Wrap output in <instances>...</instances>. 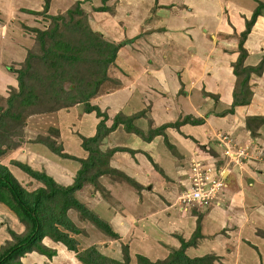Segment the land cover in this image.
<instances>
[{
    "label": "crops",
    "instance_id": "0c3cea01",
    "mask_svg": "<svg viewBox=\"0 0 264 264\" xmlns=\"http://www.w3.org/2000/svg\"><path fill=\"white\" fill-rule=\"evenodd\" d=\"M70 1L68 5L65 4L66 8L72 7L77 0ZM80 1V7L87 17L91 18V25L97 31L111 42H123L116 51L117 61L127 72L134 75L128 86L101 94L95 99L96 103L91 104L99 106L107 115V127L112 124L116 114L131 116L139 112L141 113L132 123L145 134L150 127L173 123L186 115L203 119L201 124L167 126L150 139H143L127 131L124 125L119 123L103 138L100 144L103 151L115 147L128 149L115 151L109 158L108 166L125 173L138 182L141 188L137 191L116 175L102 174L98 181L109 190L111 198L120 202L118 206H113L102 198L91 183L85 182L75 193L81 203L109 224L111 223L108 220L96 213L97 208L101 211L111 207L125 216L121 222L129 221V228L124 235L117 231L119 239L101 241V236L94 234L95 227L89 225L92 231L90 238L96 243L104 241L103 244L106 245L112 241L132 240L135 251L156 260L166 256L172 247L179 246L180 241L176 235L180 234L185 240L189 239L199 222L201 234L194 244L186 248L185 253L188 256L199 257L208 254L213 256L212 261L216 264H264V112L258 113L259 103L264 104V69L259 76L251 75L249 81L254 87H251L253 94L250 102L237 105L233 112H227L233 102V90L241 79L233 73L232 67L239 54L240 33L245 28L246 20L250 19L254 9L263 0H251L255 6H248L250 0ZM39 2L40 0H0V12L7 14L6 17L2 15L3 18H0V72H5V86L14 85V81H11L12 73L4 66L1 67V64L24 59L26 49L23 43L29 38L24 25L35 26L34 21L32 24L27 23L31 18L28 10L41 11L44 0L41 9ZM54 3V0L49 1L47 14L65 13L60 6L53 9ZM100 6L105 9L98 10ZM125 8L134 13L137 10L146 13L141 25L136 23L138 19L135 16L125 12ZM36 16L32 17L39 22L41 15ZM127 16L133 19L131 24L125 26ZM243 49L246 52V65H256L264 59V10L256 17L244 39ZM122 52L128 59L120 60ZM257 53H262V57L256 58ZM110 76L112 77L111 74ZM117 92H127L129 95L121 110L113 103ZM131 101L140 103V106L128 112V104ZM253 102L257 107L254 111H249ZM248 117L263 119L248 126ZM29 118L37 123L27 119L23 142L7 151V157L1 162L29 191L40 187L41 183L13 164V160L44 171L59 185L71 184L81 167V162L77 159H85L88 156V152L81 146L80 135L93 136L102 117L97 116L95 111L86 112L82 104L76 103L71 107L31 115ZM46 118L49 120L46 121ZM51 127L57 133L51 134ZM41 134L50 136L57 145L62 146L65 153L77 158L60 156L44 143L33 140ZM126 136L141 139V146L134 148L123 145ZM160 146H165L170 154L169 163L164 166L153 159L154 154L151 151V148L156 147L158 150ZM226 146L238 154V161L230 162L222 154ZM48 152L52 156H49ZM126 152L131 155L129 160L124 161L122 157L117 156V153ZM37 159H45L48 163L53 159L56 163L66 164L69 171H74L71 182L61 184L56 181L46 171L48 163L46 167L41 166ZM147 159L165 176V173L174 175L178 165L187 163L189 167L192 160L198 159L213 163L218 168L222 167L226 184L225 194L218 197V202L210 204L197 214L192 209H182L177 205V197L184 188L181 191L177 189L175 198L171 202L167 201V195L174 192L173 187L168 184V179H171L169 176L166 186L158 192L161 199L158 202L151 192L153 186L140 180L144 174L141 168H138ZM73 162L78 164L73 167ZM68 165H71V168ZM125 168L131 169L132 173L127 172ZM90 186L95 192H89ZM71 213L72 217L69 216ZM77 213L79 212L74 208L67 211L71 221L75 217L79 219ZM14 217L16 226L23 228L17 217ZM137 231L140 235L136 234ZM42 242L55 249L56 254L48 258L44 254L31 251L21 258V264L31 253H37L39 256L34 264H52L51 261L55 259L60 263L77 264L71 262L75 254L67 250L61 242L48 236H45Z\"/></svg>",
    "mask_w": 264,
    "mask_h": 264
},
{
    "label": "trees",
    "instance_id": "16d2710c",
    "mask_svg": "<svg viewBox=\"0 0 264 264\" xmlns=\"http://www.w3.org/2000/svg\"><path fill=\"white\" fill-rule=\"evenodd\" d=\"M49 1L50 0H44L43 9L41 11L28 10V12L46 15L55 21L64 19L66 13L68 15L66 26L68 28H73L74 25H78V27L74 26L75 29L80 27L77 20H75L74 25L72 24V18L75 19V15L87 17V14L80 7V0H77L65 13L55 15L47 14ZM261 3L254 9L250 19L246 20L245 28L240 33L238 43L239 54L236 61L233 62L232 67L233 73L241 77V79L239 85L233 90V102L231 108H229L227 112H233L234 107L237 105L248 104L250 102L252 97V90L249 87L251 75L254 74L259 76L264 69V59L260 60L256 65L244 64L246 52L243 49L244 39L250 32L256 17L261 14V10H263L264 1ZM97 9L103 10L105 7L100 6ZM55 25L45 30H39L37 27L29 26V29L38 32L36 41L39 43L37 44L41 49L39 51L40 54L34 53L30 48L25 51V57L22 61L14 62L15 64L24 63V66L13 67L11 64L4 65L7 70L16 74L15 78L17 85L10 86L7 91H11L7 92V96L0 93V100L4 102L3 105H0V157L8 150L18 147L19 144L23 142L27 119L31 115L54 112L75 103H85L84 109L86 112L95 111L97 116H101L102 118L97 124V130L93 136L86 137L80 135L81 146L88 152V156L85 159H77L81 162V167L78 169L73 182L67 186L57 184L44 171L36 170L26 163L13 160V164L17 165L21 170L41 183L40 187L29 191L20 183L10 169L0 161V204L5 205L23 226V231L20 233L9 229L12 238L10 236L11 240L7 239V242L0 248V264H21V258L31 251H36L51 258L56 254V251L42 242L45 236L50 237L54 241L61 242L67 250L75 254V257L81 264H129V261L133 259H136V264H205L207 256L190 257L185 253V249L194 244L201 234L199 222L197 223L196 229L187 240L180 234L176 235V233H174L179 239L180 244L178 247H172L167 255L161 259L152 260L139 251H136L138 253L129 254L128 248H126V246H129V240H126L125 244L121 241L123 242L121 246L124 248L122 261L103 253L99 249V242H93L91 245L81 250L78 249V242L74 236V234L78 233V228L74 226L67 215V211L70 208H74L85 217V219L93 223L94 227L101 233L104 241L120 238L119 233L112 228L111 224L95 215L85 204L81 203L75 195L76 191L80 190L85 182L91 183L95 189L102 193L101 196L103 198L105 197L109 202L112 201L110 203L113 206H118L120 202L119 200L111 198L112 196L109 190L98 181V178L102 174L110 173L116 175L117 178L123 180V182L131 187H134L137 191H140L139 189L141 188L134 179L108 166L109 158L115 151L128 149L115 147L103 151L100 148L103 138L119 123H122L127 131L133 132L143 137V139H150L152 136L162 132L167 126L178 127L184 123L201 124L203 119L186 115L173 123H166L155 128L150 127L148 133L145 134L132 123L133 119L141 113L139 112L131 116L122 114L116 115L112 124L107 127L105 125L107 115L100 111L97 105H91L89 99L96 92L97 87L100 86L104 80L109 79L106 69H108L109 65L114 60L115 53L123 42L115 45L112 50V48H110V44L112 43L103 41L100 37L101 34L99 35L96 31L92 30L89 24H87L85 30H82L86 33L87 39L84 41V39L81 38V42H78L79 46H76L77 42L72 40L68 41L65 39V41H62V35H65L61 33L59 29L55 28ZM24 28L28 29V26L24 25ZM98 37L102 41L97 40ZM77 49H80L83 53H91V56H94L92 58L82 59V63L87 62L91 65L100 67V73L96 78L91 80L88 76L84 79L85 81L81 78V80L74 81L76 75L72 73V68L69 69L65 66L67 64L69 66H74V62L78 60ZM107 50H110L111 54H108L106 58L98 56L95 58L100 52L104 53L105 51V53H108ZM39 57H41L44 62H46V60L51 61L49 65H46L47 69L44 70L37 67V59ZM67 81L70 83L74 82V86L71 85L69 88L65 89L63 82ZM45 84L50 87L53 86L60 91L65 89L64 94L66 98L59 104L60 106L54 107L52 104H48L42 97V95H45ZM39 90L41 91L42 98L41 105L35 104V98L38 97L37 91ZM262 119V117H248L246 123L248 126L255 125L256 120L261 121ZM54 132L57 133V131L51 127L50 133L53 134ZM15 138H19L16 143ZM33 140L44 143L60 156L77 158L69 153H65L62 146L57 145L56 141L51 139L50 136L41 134ZM4 144L7 147L4 146ZM191 209L197 214L201 212L196 206H192ZM59 226H61V228ZM208 257L210 260H213V256L209 255ZM42 264L49 263L46 262Z\"/></svg>",
    "mask_w": 264,
    "mask_h": 264
},
{
    "label": "rangeland",
    "instance_id": "374dc122",
    "mask_svg": "<svg viewBox=\"0 0 264 264\" xmlns=\"http://www.w3.org/2000/svg\"><path fill=\"white\" fill-rule=\"evenodd\" d=\"M42 2H43V0H40V2H39L40 3V9L42 8V6H41L43 4ZM54 2L55 3L53 5V9H57L60 6L61 10L63 9L64 10L63 12H66L65 9H69V8H66L65 4L68 5V2H71V1L70 0H62V4H61V0H54ZM250 4L255 6V3L253 1L251 2V0L248 3V6ZM68 7H70V6H68ZM263 10H264V7H263ZM125 12L128 13L130 16H135V18L138 19V21L136 22L138 25H141L143 17L146 14V13H143L142 10H140V11L137 10L134 13L131 9H126V8H125ZM29 14L31 15V18L29 19V21H27V23L32 24L33 21L36 23L35 26H31V27H35V28L37 27V29H39V30H45L47 28L54 27V25L56 24L55 28L59 29V31L66 36L65 37V36L62 35V37H63L62 41H65V39H67L68 41L72 40L74 42H77L76 46H79L78 42L79 41L81 42V38L84 39V41L87 39L86 33L84 31H82V30H85L87 24H89V26L91 27L92 30L97 31L94 28V26L91 25V21L92 20H91V18L89 16L85 18L83 16L75 15V19L72 18V20H71L72 24L74 25L75 24V20H77L80 28L75 29V27H78V25H74L75 27L74 26H73V28L69 27L70 28V30H69V28L66 26L67 18H68V15L66 13H65V18L64 19L57 20V21H55L53 19H50L48 16L42 14L41 17L39 18V22L35 21L34 17H32L34 15H35V17H37L36 14H32V13H29ZM2 15L4 17L7 16L6 12L5 13L0 12V18H3ZM130 16L126 17V21L127 22L125 23V26L127 24H131L130 22L132 21L133 18H131ZM16 23H21V22L20 21H18V22L16 21ZM26 31H27V33H29V36L31 37V39L29 37L28 39L24 40V43H25V44L23 43L24 49L28 48L26 50H29L31 48L34 53L40 54L39 51L41 49L39 48V45H38L39 43L36 41L38 32H34L32 29H29V27H28V29H26ZM97 33L99 35L101 34L99 31H97ZM100 37H101V39H103V41H108V42L113 44V45L110 44V48H112V50H113V47H115V45L118 44L117 42L116 43L111 42V40H108L103 34H101ZM101 39L98 37L97 40L100 41ZM1 41H2V39L0 38V42ZM110 50L109 51L107 50L108 53H105V51H104V53L100 52L98 55L95 56V58L97 56L106 58L108 54H111ZM77 52H78V58H77L78 60H76L74 62V66H69L68 64L65 66V67H67L69 69L72 68L71 69L72 73H74L76 75L74 81H78V80H81V79L84 80L88 76L90 77L91 80L96 78L97 75H99V73H100V71H99L100 67H98L97 65H91V64H89L87 62L82 63V59H84V58H92L94 56H91V53H85V52L83 53V52H81L80 49H77ZM116 55L118 56V54L115 53L114 60L109 65L108 69H106V71L108 73V76L111 77L110 76V74H111L112 77L109 78V79L104 80L102 82V84L97 87L96 92L89 99V103L90 104L96 103L95 99L98 96H100L101 94H107L108 92H110L112 89H115V88H121L122 86L123 87L128 86V84L130 83V79L133 78V76H134L133 73L127 72V69H125L121 64H119V62L117 61V56ZM255 57L256 58L257 57H262V53L255 54ZM119 58H121L120 59L121 61H124L125 59H128L127 56L125 55V53H123V52L121 54V57H119ZM50 62L51 61H49V60H46V62H44L43 59L41 57H39L37 59V67L45 70V69H47L46 65H49ZM121 63H123V62H121ZM10 64L13 67L24 66V63L23 64H19V63L15 64L14 62H12V63H9V65ZM4 65H6V64H1V67L4 66ZM7 71H10V70H7ZM11 73H12L11 74V77H12L11 81H14V85H17V81H16V78H15L16 74H14L13 72H11ZM4 75H5L4 71H3V73L0 72V81H3V82H0V93H2L3 95L7 96V92L11 91V90L7 91V90H9L10 86H12V85L11 84H7L5 86V81H4L5 77H4ZM7 76L9 77L8 73H7ZM32 82H33V80H32ZM73 83L74 82L70 83L68 81L67 82H63V86H65V89H67V88H69V86L73 85ZM36 86H38V85H36ZM249 87H250V89H251V87H254L250 83V81H249ZM65 89L63 91H60V90H58L57 88H55L53 86L50 87V86H47L45 84V92H44L45 95L44 96L42 95V97L46 100V102L48 104H52L54 107L60 106L59 104L62 101H64L65 98H66V95L64 94ZM37 92H38V97L35 98V100H36L35 104H38V105L40 104L41 105L42 104L41 91L39 90ZM252 94H253V92H252ZM128 96L129 95L127 94V92H117V94L114 95V97H113V103H115L121 110V107L122 108L124 107L123 103L128 98ZM214 97H216V96H214ZM255 97L258 98V99L261 98L260 96H258V97L255 96ZM211 99L214 100V98H212V97H211ZM260 102H262V101H260ZM3 104H4V102L0 100V105H3ZM80 104H82L83 108L85 107V103H80ZM73 105H71V106H73ZM93 105H95V104H93ZM251 105L252 106L249 107V111H254L256 109V107H257L256 106L257 104L255 102H253V104H251ZM137 106H140V103H137L135 101H131V103L128 104V107L130 108L128 112L133 111V109L137 108ZM128 107H127V110H128ZM99 109H100V107H99ZM262 111L264 112V104H263V102L259 103L258 113H260ZM116 115H119V114H116ZM47 120H49V118H46V121ZM28 121L32 122V123H37L36 120L30 119V118H28ZM15 139H16L15 143L18 142L17 140L19 138H15ZM122 144L123 145H129L131 147L136 148V147H140L141 146L142 141L139 138H135L134 139V137H132V136H126L124 138V142ZM4 146H6V145L4 144ZM151 151L154 154L153 155V159L155 161H158L163 166L169 163L168 157H170V154L167 152L165 146L164 147L160 146L158 150H157L156 147H153V148H151ZM49 156H52V155L49 153ZM117 156L118 157H122L124 159V161H126V160L130 159L131 155H130V153L126 152V153H117ZM4 157H7V153H5L4 155H2L0 157V161H3ZM37 160H39L37 162L38 164H40L41 166L43 165L44 167H46L48 161H46L45 159H37ZM71 164L74 167L75 164H78V163L73 162ZM68 166L71 168V165H68ZM142 167H145L146 169H143ZM40 168H42V167H40ZM139 169L141 170L142 174H144V176L141 179L137 178V177L136 178L138 180L140 179L142 181H147L148 183H150L153 186V191H151V192H152V195L156 196L158 202H159V200L161 201L158 192L162 191L161 189L166 186L167 177L170 176L171 179H168L169 180L168 184H169L170 187H173V191H174L172 194L167 195L168 198L167 197L166 198H167L168 202H171L175 198V196L177 194V189L179 191H181L188 184V178H187L188 164L187 163H185L183 165H178L177 172H178V170H179V172H178V174L176 172L174 175H170L169 173H165L166 176L160 174V172L157 171L154 168L152 162L149 159H147L146 162L142 163L141 166L138 168V170ZM125 170L127 172H129V173H132L131 169L125 168ZM46 171H47V173L49 175H51L56 181H58L61 184H68L69 182H71V180H72V178L74 176V174H73L74 171L73 170L69 171L67 169V167H66V164H64V163H56L55 160H53V159H50V161H49V163H48V165L46 167ZM176 174H177V177H176ZM176 181H177V183H176ZM92 191L95 192V189L92 190V186H90V191L89 192H92ZM100 195H102V193H100ZM110 202H112V201H110ZM191 207L192 206H190L188 204H182V206H181L182 209L188 208L189 210H191ZM198 209L202 211V208L201 209L198 208ZM112 211H114V212L112 213ZM96 213L99 216H101L102 218L108 220L111 223L113 229L118 231L120 234L124 235L127 232L128 228H129V221L127 223L121 222V220L125 219V216L120 214L119 211L114 210L111 207H109V209L104 208L101 211L97 208L96 209ZM77 214L79 215V219H77V217H75L74 220L72 221V223L74 224V226L76 228L79 227V229L77 231L78 233H76L75 238H76V240L78 242V245H77L78 249L81 250V249H83V248H85V247H87V246H89V245H91L93 243V239L90 238V234H91L92 231L90 230L89 225L94 226V224L91 223L90 221H88L87 219H85V217H83L80 213H77ZM69 216L72 217V213L69 214ZM70 219H72V218H70ZM16 225L17 224H16V221H15L14 214H12L6 208L5 205H3V204L1 205L0 204V248L2 247V245L4 243L7 242V239H8L7 237H9V240H11L12 235L9 232L10 228H13V230L16 231L17 233L20 232V231L21 232L23 231V228H18V226H16ZM59 227L61 228V226H59ZM79 230H80V232H79ZM146 232H148V231H146ZM96 233H98L99 236H101V233L95 227V233L94 234H96ZM136 234L140 235V232L137 231ZM10 236H11V238H10ZM102 238L103 237L101 236V241H102ZM126 240L123 241L124 243L121 242V241H112V242L109 241L110 242L109 245H106V244H103L102 242H100L99 249L103 253H106L109 256H111L112 258H115V259H118L119 261H122L123 260V254H124V248L121 245H122V243L125 244ZM131 242H132V240H131ZM131 242L128 241V245L129 246L128 247L126 246V248H128V253L129 254L136 252L134 247L131 245ZM136 253H138V252H136ZM132 256H133V254H132ZM203 256H205V257L207 256V258H206L207 261L205 260L206 261L205 264H216L214 261L210 260V258L208 257L209 256L208 254L203 255ZM38 257L39 256H38L37 253H31V254L27 255L24 258L23 264H34V263L37 262ZM199 257H201V256H199ZM72 260H74V261H72ZM72 260H71V262L79 264V261L75 257L72 258ZM51 263L52 264H67L66 262L65 263L64 262L60 263L57 259L52 260ZM129 264H136V259H133V260L129 261Z\"/></svg>",
    "mask_w": 264,
    "mask_h": 264
},
{
    "label": "built area",
    "instance_id": "2783aa9c",
    "mask_svg": "<svg viewBox=\"0 0 264 264\" xmlns=\"http://www.w3.org/2000/svg\"><path fill=\"white\" fill-rule=\"evenodd\" d=\"M230 162L238 161L236 152L226 146L222 153ZM188 184L177 197V205L182 204L206 208L218 202L219 196H224L226 186L224 169L204 160H192L187 172Z\"/></svg>",
    "mask_w": 264,
    "mask_h": 264
}]
</instances>
